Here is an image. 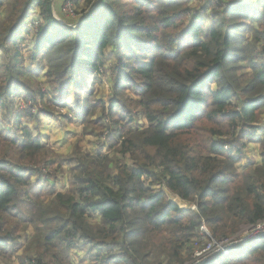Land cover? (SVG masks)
Segmentation results:
<instances>
[{
    "label": "trees",
    "instance_id": "trees-1",
    "mask_svg": "<svg viewBox=\"0 0 264 264\" xmlns=\"http://www.w3.org/2000/svg\"><path fill=\"white\" fill-rule=\"evenodd\" d=\"M188 1L99 0L66 27L49 0H0V264H71L74 248L88 264H184L201 222L220 237L264 218V0H220L209 25ZM106 67L107 101L92 96ZM22 92L33 105L16 111ZM50 95L108 132L105 151L64 159L63 192L43 171L57 152L28 124L52 114ZM200 264H264V237Z\"/></svg>",
    "mask_w": 264,
    "mask_h": 264
},
{
    "label": "rangeland",
    "instance_id": "rangeland-1",
    "mask_svg": "<svg viewBox=\"0 0 264 264\" xmlns=\"http://www.w3.org/2000/svg\"><path fill=\"white\" fill-rule=\"evenodd\" d=\"M51 1H52L51 12H52V15L55 21H57L59 24L70 25V27L75 26L77 24L78 19H81L83 16H85L89 11L93 9L92 7L90 10H87V11L83 10L82 4L80 3L76 4L75 3L76 0H51ZM210 1L211 0H189L188 1L190 6H194L192 10V14H195V13L199 14L196 17V19L201 20L205 25H209L211 23L212 21L211 18L214 17V12L217 9V5L214 2L213 4H211L212 1L211 2ZM49 4H50V0H49ZM2 12L3 10L0 9V22L2 21L5 15V12L3 13ZM35 16L36 14L34 12L32 11L29 12L28 19L26 21V27L28 28L34 27L33 25L30 27V25H31L32 20L36 22L37 18H34ZM23 46H25L27 50V52L25 53L26 55L25 66L26 68H28L29 61H30L28 55L30 54L31 48L33 46L32 41H30L29 38H26V41L23 44ZM46 58L47 57L43 58V61ZM7 60H8V57H6L0 52V63L6 62ZM109 65L110 63H107V66ZM245 68L248 69L247 67ZM100 72L102 74L98 76L99 82H96L95 86L93 87L92 96L93 98H102L105 101H107L108 100L107 98L111 94L110 83H107L108 81L107 78L110 77V70L106 67L105 69L101 68ZM34 80L37 86L40 85V88L42 89V91L46 90V88L49 89V87H51L50 84L49 86H47L41 81L37 82L36 79ZM24 94L25 93L22 92L21 97H18L17 99L14 100V103H16V111H20L17 109V106L20 105L21 103L24 104V102H26L29 104L33 100L32 98L28 96H24ZM45 100H47V104L50 107L47 106L45 103L44 105L50 108L52 114L45 115L43 121H45V123L51 126H54L55 129L58 128L60 131L59 133H57L56 136H52L49 139H47L48 143L46 145H49L51 149L57 152L58 154L57 156L62 162L61 163L62 166L58 170H52L48 166H45L43 168V171L44 172L50 171L52 175L54 176L56 173L57 178L59 179L58 180L59 183L57 184L58 186L57 190L60 192H63L65 191V188H64L66 187L65 184H67V182L69 181L70 175H71L69 172L70 162H67V160H64V159L69 158V156L73 155V153L75 156L76 152L86 154L88 152L94 153L95 151L93 150H99L102 152L105 151L107 147V144L105 143L107 139L106 136L108 135V134L105 135V133H108V132L105 131L104 134L103 132L101 134H97V133L94 134L92 131H88L91 129H95L96 127L92 124H88V126H86L81 121L75 119L74 112L76 108L73 107V101L69 100L66 103H62L58 98H53L51 95L46 96ZM261 109H262L261 112H262V118H263L262 120L264 123V107ZM99 114H100V111L97 110L95 115L93 116V119L95 120V118L99 116ZM2 124H3V127L6 126L12 130L10 123L4 120ZM28 124L31 127L33 134H38L40 127H42V125L38 126L37 123L35 122H29ZM84 127H87V129H85ZM45 130L47 131V129ZM253 148H254L253 144H250L248 147L244 149L245 152L243 153V158L240 162L241 164L245 163L248 160V156L253 155ZM0 149L1 150L4 149V146L1 142H0ZM239 166L241 165L239 164ZM41 186H43V184H41ZM167 196L170 200L175 199L174 202L178 200V198L175 196H171L172 198L169 195ZM176 204L178 205V203ZM179 206L183 208L185 207V208L191 209L193 206H195V204L192 202L191 203L187 202L186 205L181 206L179 204ZM250 224H246V225L241 224L239 226V229L231 235L214 237L212 236V234L210 233L208 227L204 224V222H201L200 226L198 227V230L196 231L197 234L191 239V242H190L191 243V256L184 262V264H200L201 261L197 262L198 260H194L195 259L194 255L196 254V251L201 249L203 246L205 247L209 243V241H212V239L217 243H220L224 240H230L231 238H233L234 235L240 234L241 232L243 233L245 228L249 226ZM201 226L203 228V229L201 228L202 230L200 229ZM74 250L84 253V249H81V248L80 249L74 248ZM87 261L88 260H86L84 263L79 262L78 264H85V263L88 264Z\"/></svg>",
    "mask_w": 264,
    "mask_h": 264
},
{
    "label": "built area",
    "instance_id": "built-area-1",
    "mask_svg": "<svg viewBox=\"0 0 264 264\" xmlns=\"http://www.w3.org/2000/svg\"><path fill=\"white\" fill-rule=\"evenodd\" d=\"M211 1L214 2L217 6H218V3L220 2V0H211ZM32 25L36 26L37 25V20H36V22L32 20L30 27ZM24 105H25V107H24ZM32 105H33V100L29 104L26 103V102H24V104L21 103L20 105L17 106V109L18 110H25V109L31 107ZM34 112H35V110L32 109V113H34ZM106 134L107 133H105V135ZM163 190L165 192H167V190L164 187H163ZM186 204H187V202L185 203V205ZM191 209L196 211V206H193ZM201 228H202V226L200 227V229ZM241 233L234 235L233 238H231L230 240H224V241H222L220 243H217V242H215L212 239V241H209V243L205 247L203 246L201 249L196 251V254L194 255L195 256L194 260H198L197 262L202 261L206 256H208L210 254H216V253L227 254L229 249L235 243L247 242V241H250V240H253V239H256V238L264 237V218L258 220L255 223L250 224L249 226H247L245 228L243 233L242 234ZM226 243H228V244H226Z\"/></svg>",
    "mask_w": 264,
    "mask_h": 264
},
{
    "label": "crops",
    "instance_id": "crops-1",
    "mask_svg": "<svg viewBox=\"0 0 264 264\" xmlns=\"http://www.w3.org/2000/svg\"><path fill=\"white\" fill-rule=\"evenodd\" d=\"M58 12H59V11H58ZM43 120H44V119H43ZM41 125H42V127H40L38 134L40 135V138H41L42 142H44L45 144L48 143V140H47V139H49V138L52 137V136H56L57 133L60 132L58 128L55 129L54 126H51V125L45 123V121H43V123H42ZM41 125H40V126H41ZM44 126H45V127H44ZM45 129H47V131H46ZM261 135H262V136L264 135V127H263V129H262V131H261ZM46 141H47V142H46ZM93 151L97 152V150H93ZM254 157H255V155H254ZM255 158H256V157H255ZM167 194H169L170 197H171V196H175V197L179 198L178 196H176V195H174V194H172V193H170V192H168V191H167ZM171 201H174V200L172 199ZM73 252H74V254H72V261H71V264H78L79 262L84 263L86 260H88V259L84 256V254L81 253L80 251L74 250ZM87 262H88V261H87ZM85 264H87V263H85Z\"/></svg>",
    "mask_w": 264,
    "mask_h": 264
},
{
    "label": "water",
    "instance_id": "water-1",
    "mask_svg": "<svg viewBox=\"0 0 264 264\" xmlns=\"http://www.w3.org/2000/svg\"><path fill=\"white\" fill-rule=\"evenodd\" d=\"M98 1H99V0L96 1V3L94 4V6L98 3ZM51 5H52V1L50 0V8L52 7ZM94 6H93V7H94ZM89 14H90V11H89L85 16H83L81 19H79V20L77 21V24H76L75 26H77V25L83 23V22L86 20V18L89 16ZM61 25H63V24H61ZM63 26L70 27V25H63ZM75 26H72V27H75ZM178 206H179V205H178ZM179 207H180V206H179Z\"/></svg>",
    "mask_w": 264,
    "mask_h": 264
},
{
    "label": "bare ground",
    "instance_id": "bare-ground-1",
    "mask_svg": "<svg viewBox=\"0 0 264 264\" xmlns=\"http://www.w3.org/2000/svg\"><path fill=\"white\" fill-rule=\"evenodd\" d=\"M172 198V197H171ZM175 200V199H174ZM176 203L180 204L181 206L185 205V201H182L181 199L178 198V200L175 201Z\"/></svg>",
    "mask_w": 264,
    "mask_h": 264
}]
</instances>
